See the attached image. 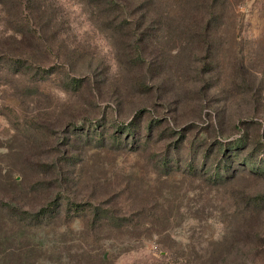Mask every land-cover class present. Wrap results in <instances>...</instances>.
<instances>
[{
    "label": "rangeland",
    "instance_id": "rangeland-1",
    "mask_svg": "<svg viewBox=\"0 0 264 264\" xmlns=\"http://www.w3.org/2000/svg\"><path fill=\"white\" fill-rule=\"evenodd\" d=\"M95 1L0 0V264H264V0Z\"/></svg>",
    "mask_w": 264,
    "mask_h": 264
},
{
    "label": "trees",
    "instance_id": "trees-1",
    "mask_svg": "<svg viewBox=\"0 0 264 264\" xmlns=\"http://www.w3.org/2000/svg\"><path fill=\"white\" fill-rule=\"evenodd\" d=\"M100 1H101L100 3H104L103 0H100ZM117 1L120 2V0H107L105 3H109L112 7L111 10H115L116 5H118V7L120 5V4H118ZM135 1L136 0H131V2H135ZM152 2L155 3L156 1L152 0ZM98 3H99L98 0L95 1V4H98ZM39 9L42 10V7H40ZM124 19L125 18H123L122 16L118 17L119 23L122 24ZM54 28H55V26L47 25V26L41 27L39 31H36L35 28H32L31 26H20V28H19L20 30H17V33L20 34V39L12 38L13 43H17V45L12 47L11 56H10V54L8 55V53L0 52V64H1L2 60L6 58L5 60L7 62H9L8 67L10 70H15V71H17V70H19V71L20 70H37V71H39V73L44 74L45 71H42V70H46V69L41 66V64L44 63L43 59L47 60V55L49 54V49L52 48L51 45H54V43H57L58 41H61V40H60V38L56 37L55 34H52V38H50V40L46 41L43 39L42 35L44 36V34L53 31ZM209 30H210V27L207 28L206 39L208 42L212 43V38H213L214 34L208 35ZM38 33H41V34L43 33V34L41 35V37H39ZM13 43L12 44L9 43L7 45H13ZM0 51H2V50H0ZM35 52L39 58L34 57ZM7 55H8V57H7ZM36 58H38L39 61H40V59H42L43 61L41 60L42 61V62L40 61L41 63L36 64L35 63ZM207 61H208L207 62L208 65L211 66L212 62L214 61L211 54H209V56L207 57ZM60 67H62V66H60ZM46 73H48V72H46ZM133 124L130 123V125H128L126 127V130L132 131V129L129 126H132ZM236 146H239V144H236ZM232 148H233V146H232ZM260 150H262V149H260ZM229 152H231V149H229ZM254 155L255 154L252 153L250 156L253 157ZM263 156H264V153H263ZM247 159H248V155L245 157V159H239V161L246 163ZM221 162H223V160H221ZM249 163H251V162H249ZM220 166L221 165L219 164L218 168H220ZM223 166H225V162H224ZM254 167L255 166H253V164H252L251 169H253ZM255 168L258 169L257 167H255ZM220 179H221V177L219 178V180ZM43 213H46V212H43Z\"/></svg>",
    "mask_w": 264,
    "mask_h": 264
}]
</instances>
